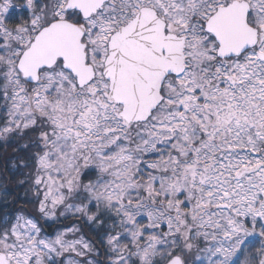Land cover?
Here are the masks:
<instances>
[{
    "label": "snow or ice",
    "instance_id": "snow-or-ice-1",
    "mask_svg": "<svg viewBox=\"0 0 264 264\" xmlns=\"http://www.w3.org/2000/svg\"><path fill=\"white\" fill-rule=\"evenodd\" d=\"M0 145V264H264V0H0Z\"/></svg>",
    "mask_w": 264,
    "mask_h": 264
},
{
    "label": "trees",
    "instance_id": "trees-1",
    "mask_svg": "<svg viewBox=\"0 0 264 264\" xmlns=\"http://www.w3.org/2000/svg\"><path fill=\"white\" fill-rule=\"evenodd\" d=\"M17 11L18 10H16L15 13H17ZM15 13L12 14L15 15ZM14 155V146L5 148L3 145H0V188L5 189L7 192V195L4 197L5 199L11 201L13 198H15V203H10L7 207H5L3 203H0V211H10L21 207H27L28 210L31 211V206L25 205V188L17 184V181L21 179L20 173L11 169L10 167L11 160ZM20 155H23V153L21 152ZM70 223L71 221L66 220L56 224L50 223L45 227L48 228L49 231H52ZM83 230L89 239L95 240V234L90 231L87 226H84Z\"/></svg>",
    "mask_w": 264,
    "mask_h": 264
},
{
    "label": "rangeland",
    "instance_id": "rangeland-1",
    "mask_svg": "<svg viewBox=\"0 0 264 264\" xmlns=\"http://www.w3.org/2000/svg\"><path fill=\"white\" fill-rule=\"evenodd\" d=\"M15 11H16V10H13V12H12V13H15ZM15 14H16V13H15Z\"/></svg>",
    "mask_w": 264,
    "mask_h": 264
}]
</instances>
